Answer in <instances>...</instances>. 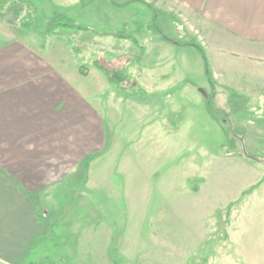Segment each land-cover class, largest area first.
Wrapping results in <instances>:
<instances>
[{"label":"rangeland","instance_id":"1","mask_svg":"<svg viewBox=\"0 0 264 264\" xmlns=\"http://www.w3.org/2000/svg\"><path fill=\"white\" fill-rule=\"evenodd\" d=\"M127 1L0 0V27L11 36L59 54L66 69L85 67L110 80L107 87L85 80L107 128L106 149L89 166L84 195L74 179L78 199L56 203L60 214L71 213L59 218L57 239L50 233L22 264H264L263 185L249 198L264 180L252 109L229 101L231 92L211 90L206 56L185 45L200 39L195 29L141 6L123 8ZM56 14L82 30L45 34ZM157 35L182 45L138 43Z\"/></svg>","mask_w":264,"mask_h":264},{"label":"crops","instance_id":"2","mask_svg":"<svg viewBox=\"0 0 264 264\" xmlns=\"http://www.w3.org/2000/svg\"><path fill=\"white\" fill-rule=\"evenodd\" d=\"M134 5L195 29L210 67L211 90L244 98L252 109L249 130L264 141V0H134L121 6ZM150 42L182 45L161 35L138 41ZM91 78L104 87L110 81L103 73L66 69L59 54L42 52L0 27V264H22L50 233L57 239L59 218L71 215L60 214L57 204L64 199L69 206L78 199L74 179L82 180L79 195H84L87 160L101 155L108 139L103 118L89 102L85 80ZM242 128L244 139L249 130ZM75 166H83L78 178L72 175ZM258 183L249 198L259 197L264 180ZM263 197L258 202L264 214Z\"/></svg>","mask_w":264,"mask_h":264},{"label":"trees","instance_id":"3","mask_svg":"<svg viewBox=\"0 0 264 264\" xmlns=\"http://www.w3.org/2000/svg\"><path fill=\"white\" fill-rule=\"evenodd\" d=\"M7 1H9V0H7ZM133 2H134V0H128L124 5H126L128 3H133ZM60 28H75L78 30H82V28L75 26L66 15L56 14L48 21V25H47L44 33L50 36V35L55 34V32ZM185 45L193 46V47L197 48L205 56V53H204L202 46L199 45L198 43L192 41V42L186 43ZM79 69H80L81 73L82 72L84 73V70L86 68L80 67ZM112 76L114 77V79H113L114 81L118 80V76H119V80L122 79V77H123L122 76L120 78L121 74H119V73H113V75L111 74V77ZM209 80L211 81V84L214 85L213 80L211 79L210 76H209ZM230 94H231V98L229 101H232L231 99H234V98L235 99L239 98L240 101L244 100V102H245V99L238 96L236 93L231 92ZM214 95H215V93H214ZM206 99H207V109L209 111V114L216 121V119L218 118V113L214 108V105H213L214 103L212 101V98H206ZM242 155L245 156L244 154H242ZM98 157H99V155H93V156L89 157L87 160L88 165H90Z\"/></svg>","mask_w":264,"mask_h":264},{"label":"water","instance_id":"4","mask_svg":"<svg viewBox=\"0 0 264 264\" xmlns=\"http://www.w3.org/2000/svg\"><path fill=\"white\" fill-rule=\"evenodd\" d=\"M202 93L206 96V94L204 92H202Z\"/></svg>","mask_w":264,"mask_h":264}]
</instances>
